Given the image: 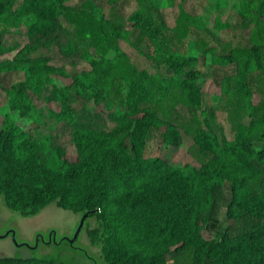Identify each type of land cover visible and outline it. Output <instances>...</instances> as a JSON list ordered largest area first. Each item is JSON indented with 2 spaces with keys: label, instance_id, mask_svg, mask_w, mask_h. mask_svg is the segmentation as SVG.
<instances>
[{
  "label": "trees",
  "instance_id": "trees-1",
  "mask_svg": "<svg viewBox=\"0 0 264 264\" xmlns=\"http://www.w3.org/2000/svg\"><path fill=\"white\" fill-rule=\"evenodd\" d=\"M65 1L0 0V16H7L13 25L27 22L28 42L23 47L27 54L55 44L63 47L65 21L89 29L100 59L91 60L90 72L75 73L74 83L86 88L96 101L119 99L122 112L142 115L126 124V132L116 137L80 122L81 116L69 105L68 89L46 86L50 98L61 101L56 116L71 125L79 157L74 161L63 158L61 149L52 146L49 138L48 142L34 138L6 116L0 127V196L5 205L23 216H34L55 202L81 217L89 213L85 222L95 216L99 223L88 231L92 243L101 244L108 264H171L172 252L165 245L173 243H180L176 248L179 253L187 252L188 264H264V147H256L252 140L255 135L264 136V112L262 118H252L246 128L240 124L235 142L228 145L199 121L194 139L200 152L209 156L199 170L171 167L163 158L146 154L162 123L166 124L162 141L172 145L180 142L178 125L159 115L160 105L175 89L183 95L181 102L197 108L202 104L203 92L192 67L197 56L187 53L184 37L193 31L210 43L209 36L196 32V25L184 21L182 12L170 26L161 7L136 8L127 19L118 21L115 16H105L91 0L82 17L71 12ZM262 4L264 11V0ZM255 19L252 14L251 20ZM215 25L226 28L229 23L218 18ZM121 38L139 51L146 46V54L161 55L160 59L148 54L164 63L169 74L139 67L120 47ZM211 44L204 46L200 41L199 47L211 53L214 63L232 67L224 76L223 91L251 93L253 75L264 68L260 45L239 46L228 52L213 44L208 48ZM109 52L112 57H106ZM26 68L27 73H33L32 66ZM29 85L24 79L7 90L13 105L24 113L31 104ZM50 147L53 156L48 154ZM222 182L230 193L226 202L230 222L219 238L208 240L202 235L200 222L208 212V199ZM118 184L125 189L112 199L116 210L111 212L108 200ZM127 237L162 246L140 257L129 247ZM0 264L56 263L0 256Z\"/></svg>",
  "mask_w": 264,
  "mask_h": 264
},
{
  "label": "rangeland",
  "instance_id": "rangeland-1",
  "mask_svg": "<svg viewBox=\"0 0 264 264\" xmlns=\"http://www.w3.org/2000/svg\"><path fill=\"white\" fill-rule=\"evenodd\" d=\"M91 1L105 16H115L118 21L127 19L136 8L144 11L156 6L162 7L161 12L165 14L171 25L176 24L174 13L179 11L182 12L181 16L184 21L197 26L201 24V21L194 14L204 11L206 17L202 20L207 24L206 33L212 40L210 43L214 41L218 45L220 44L216 42L218 37L223 42L229 38L227 30L220 33L215 30L214 15L209 10L203 9L200 0ZM204 1H207L214 10L224 8L229 3H236L237 9L247 11L251 8L250 4H253V0ZM89 3V0L65 1L69 10L79 14L80 17L85 15L84 10ZM194 17L198 21L193 20ZM228 19L233 20L231 15ZM84 22L86 24L87 20ZM126 23L130 24L128 21ZM249 31L246 32L249 33ZM61 32L65 36L62 42L63 47L55 44L27 54L23 51L24 45L28 42L27 22L22 20L18 25H13L7 16H0V127L5 117L10 116L22 128L31 132L34 138L42 142H48L49 138L53 142L52 146L55 144L61 149L63 158L74 161L78 159L79 152L72 142L71 125L57 118L56 111H60L61 101L59 98H50V91L45 89L46 86L49 89L54 86L68 89L69 105L81 116L80 122L94 129L109 131L116 137L123 135L126 132L124 126L141 116L142 113L122 112L123 108L119 105V99L96 101L86 88L77 87L74 83V74L84 75L90 72L91 60L100 59V57L94 51L93 37L89 29L83 25L78 26L74 22L65 21ZM184 39L187 43V53L197 56V59L192 62V67L197 71V82L203 92V101L198 108L183 103L180 101V97L183 96L181 91L175 89L160 105L159 115L164 120L178 125L181 134L180 142L172 145L162 141L161 132L166 126L162 123L159 130L154 132L146 154L163 158L171 167H192L199 170L209 156L201 153L195 142L197 123L200 121L213 135L217 136L223 145L235 142V135L240 124L246 128L252 118L263 116L264 72H257L253 75L251 93L244 94L243 91V94H227L223 91L224 76L231 72L232 67L214 63L211 53L203 52L199 47L200 41L204 46L210 43L202 41L197 33L190 31L186 33ZM119 45L139 67L147 68L151 73L169 74L164 63H159L148 54L150 53L152 57L155 54L158 58L161 55L154 52L146 54V46L145 52L139 51L122 38L119 40ZM211 46L213 45H209L208 48ZM112 56V52L106 53V57ZM28 65L33 68L32 74L27 73L26 66ZM24 79L29 80L31 101L25 113L13 105L7 91L15 82ZM252 140L256 147H264L263 135H255ZM48 154L54 155L52 148L48 150ZM219 186V189L212 195V201L208 199V212H205V217L200 222L202 235L208 240L219 238L220 233L230 222L226 207L230 193L224 182ZM124 189L125 187L120 184L112 188L108 200L111 212L116 210L112 199ZM80 218L79 213L64 209L55 202L34 216H23L7 207L0 196V256L38 258L56 264H108L104 259L101 244H93L88 231L90 227H95L99 223L95 216L85 222L76 240L70 241L77 231ZM10 230L14 231L17 242L11 235L2 236ZM49 230L55 231V240L44 242L40 237V241L36 242L37 233L48 239ZM21 243L26 245H21ZM127 243L140 257H145L162 246L156 241L142 242L135 237H127ZM179 244L165 245L172 252L169 261L171 264H188L187 252L179 253L176 250ZM85 252H88L91 258L87 257Z\"/></svg>",
  "mask_w": 264,
  "mask_h": 264
},
{
  "label": "crops",
  "instance_id": "crops-1",
  "mask_svg": "<svg viewBox=\"0 0 264 264\" xmlns=\"http://www.w3.org/2000/svg\"><path fill=\"white\" fill-rule=\"evenodd\" d=\"M200 1H201V6L203 7V9L209 10L211 14L214 15L215 21L213 25L215 27V30L218 33L227 30V33L229 36L226 42L221 41V39L218 37L216 39V42L220 44L216 45L214 41L212 44L214 46H218L219 51L221 50L223 51L224 49H227L228 52H230L233 48H237L239 46L240 47H253L255 46V44H258L261 47V55L263 59V62L261 63L260 61L259 63L264 65V11H263V4H262L263 0H253V4H250L251 8L247 11H244L245 16L241 14L242 11L239 10V8L237 9L236 3H232V4L229 3L224 8L214 10L212 7L209 6V3L207 1H204V0H200ZM241 1H246V0H241ZM161 10H162V7H161ZM252 14L254 17H256L255 21L251 20ZM179 15H180L179 11L174 13V16H175L174 22H176V19ZM194 15L195 17H198V20L201 21L200 22L201 24H197L195 31L198 33L208 34L206 33L207 29L202 28L204 27V25L207 27V24L205 23V21H203L206 17L204 11L202 13H196ZM230 15L233 20L228 19ZM218 18H221V20L225 23L226 22L229 23V26L226 28L216 27L215 24ZM224 18L228 20H225ZM247 20H248V26H245ZM169 25L174 26L175 23L174 25H171L169 23ZM247 30H250L249 33L246 32ZM262 69L264 68H259L255 73L264 72Z\"/></svg>",
  "mask_w": 264,
  "mask_h": 264
},
{
  "label": "flooded vegetation",
  "instance_id": "flooded-vegetation-1",
  "mask_svg": "<svg viewBox=\"0 0 264 264\" xmlns=\"http://www.w3.org/2000/svg\"><path fill=\"white\" fill-rule=\"evenodd\" d=\"M14 239V231L12 232V230H10L9 232H7L6 234H3L2 236H10ZM40 237L43 238V241L44 242H48V241H53L55 240V231L54 230H49L48 232V239H45V237L43 235H40L37 233V236H36V242H39L40 241ZM17 245H19V243H17ZM21 245H26L25 243H21Z\"/></svg>",
  "mask_w": 264,
  "mask_h": 264
},
{
  "label": "water",
  "instance_id": "water-1",
  "mask_svg": "<svg viewBox=\"0 0 264 264\" xmlns=\"http://www.w3.org/2000/svg\"><path fill=\"white\" fill-rule=\"evenodd\" d=\"M89 215V213H85L84 215H82V217L80 218V222H79V225H78V228H77V231L76 233L74 234L73 238H70V241L73 242L76 240V238L78 237L79 233L81 232L84 224H85V220L87 218V216ZM15 239V237H14ZM16 241V239H15ZM17 242V241H16Z\"/></svg>",
  "mask_w": 264,
  "mask_h": 264
}]
</instances>
